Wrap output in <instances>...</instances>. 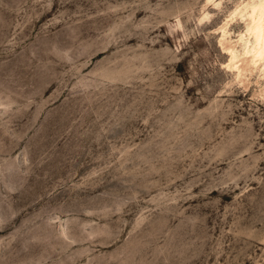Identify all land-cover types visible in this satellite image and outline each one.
<instances>
[{
  "label": "rangeland",
  "instance_id": "1",
  "mask_svg": "<svg viewBox=\"0 0 264 264\" xmlns=\"http://www.w3.org/2000/svg\"><path fill=\"white\" fill-rule=\"evenodd\" d=\"M253 1L0 0V264H264Z\"/></svg>",
  "mask_w": 264,
  "mask_h": 264
},
{
  "label": "bare ground",
  "instance_id": "2",
  "mask_svg": "<svg viewBox=\"0 0 264 264\" xmlns=\"http://www.w3.org/2000/svg\"><path fill=\"white\" fill-rule=\"evenodd\" d=\"M244 10L246 14V32L240 35L238 41L241 44L242 53L238 50L237 45L227 46L226 49L231 58L230 63L235 65V62L242 55L247 59L248 66L263 67L261 70L264 71V0H255L252 4H246ZM226 36L227 31L224 30L223 37ZM236 68L239 72L241 71V67L236 66Z\"/></svg>",
  "mask_w": 264,
  "mask_h": 264
}]
</instances>
